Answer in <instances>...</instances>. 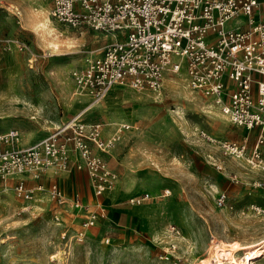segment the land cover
Instances as JSON below:
<instances>
[{
	"label": "rangeland",
	"instance_id": "374dc122",
	"mask_svg": "<svg viewBox=\"0 0 264 264\" xmlns=\"http://www.w3.org/2000/svg\"><path fill=\"white\" fill-rule=\"evenodd\" d=\"M42 1L0 0V133L18 130L25 146L87 107L85 97L74 95L71 71L102 45L92 30L75 32L51 21L58 32L51 47L34 28L49 14V0ZM219 114L176 74L163 75L159 94L111 90L82 115L102 123L106 136L115 124L130 125L103 155L116 175L113 189L96 197L86 179L87 207L102 208L103 218L78 236L82 212L58 209L46 196L17 198L14 187L33 182L29 174L0 180V264H191L214 238H263L264 173L243 159L255 136L245 141V131ZM218 141L245 144L244 157L224 154ZM140 195L148 198L130 204ZM171 226L177 237H169ZM171 240L176 249L167 260ZM255 263L264 264V256Z\"/></svg>",
	"mask_w": 264,
	"mask_h": 264
},
{
	"label": "built area",
	"instance_id": "2783aa9c",
	"mask_svg": "<svg viewBox=\"0 0 264 264\" xmlns=\"http://www.w3.org/2000/svg\"><path fill=\"white\" fill-rule=\"evenodd\" d=\"M51 2L52 22L75 32L92 30L107 40L71 71L75 94L89 99L87 107L30 146L21 144L16 129L0 133V180L22 174L39 180L74 169L86 172L94 196L112 190L116 175L103 155L110 153L130 125L117 124L106 138L102 123L87 122L82 115L115 88L159 94L166 73L182 76L192 93L218 109L232 126L245 131V141L255 136L247 158H243L245 144H217L224 154L243 158L264 173V24L253 18L257 0ZM201 136L215 142L204 132ZM14 191L21 200L46 196L58 209L82 212L78 236L104 216L102 208L84 206L76 196L69 201L56 184L26 187L19 180ZM147 198L140 195L129 202L139 204ZM28 209L25 206L22 211ZM168 233L169 237L179 235L174 226ZM175 249L171 240L164 257L168 260Z\"/></svg>",
	"mask_w": 264,
	"mask_h": 264
},
{
	"label": "bare ground",
	"instance_id": "6f19581e",
	"mask_svg": "<svg viewBox=\"0 0 264 264\" xmlns=\"http://www.w3.org/2000/svg\"><path fill=\"white\" fill-rule=\"evenodd\" d=\"M34 28L38 29L42 38H48L46 40H49L51 47L56 48L52 42L57 39L58 32L53 28L49 14L39 17ZM166 193H169V190H166ZM211 243L209 252L200 261L191 264H256L255 261L264 256V236L256 242L247 243L214 238Z\"/></svg>",
	"mask_w": 264,
	"mask_h": 264
},
{
	"label": "crops",
	"instance_id": "0c3cea01",
	"mask_svg": "<svg viewBox=\"0 0 264 264\" xmlns=\"http://www.w3.org/2000/svg\"><path fill=\"white\" fill-rule=\"evenodd\" d=\"M257 1L259 3V5H258L259 7L254 10L253 18L256 22L264 24V0H257ZM42 2L45 4V2H47V0H43ZM49 2H50V5H49V10H50L52 2H51V0H49ZM18 13L20 14V12H18ZM98 35L101 37L102 45H103L105 40H107V39H104L100 34H98ZM102 45H101V47H102ZM101 47H99L95 50H92V52L98 51L99 49H101ZM87 101L89 102V99H87ZM118 124H121V123H118ZM116 125L117 124L114 125L115 128H116ZM102 134H103V131H102ZM103 136L107 138V137H110L111 135L106 136L105 134H103ZM86 179H88V176H87L85 171H78V170L76 171L73 169L69 173H61L58 176L45 175L44 177H42L39 180H34L33 182H28V184H26V186L27 185L28 186H30V185H32V186L43 185L45 188H47L51 184H56L58 186V188H60L63 191L65 197H67L69 199V201L74 200V198L76 196V197H78L79 201L84 206H87V204H88L86 202L87 197L85 195V192H86L85 190L87 187Z\"/></svg>",
	"mask_w": 264,
	"mask_h": 264
}]
</instances>
